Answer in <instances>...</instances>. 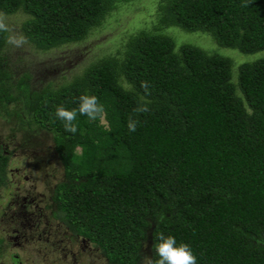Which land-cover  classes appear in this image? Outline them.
<instances>
[{"label":"trees","instance_id":"16d2710c","mask_svg":"<svg viewBox=\"0 0 264 264\" xmlns=\"http://www.w3.org/2000/svg\"><path fill=\"white\" fill-rule=\"evenodd\" d=\"M134 1L0 0V12L24 13L22 35L46 51L83 40ZM191 34L220 51L189 43ZM7 36L0 107L20 103L23 126L51 133L62 169L51 198L69 232L109 264H138L147 239L155 259L158 233L188 244L197 264H264V53L236 66L223 53L264 50V0H155L152 19L117 54L55 86L33 88L27 73L11 79ZM142 81L149 111L134 113ZM85 94L104 111L78 115L77 132H66L55 110L78 108ZM8 158L0 150V186Z\"/></svg>","mask_w":264,"mask_h":264},{"label":"rangeland","instance_id":"374dc122","mask_svg":"<svg viewBox=\"0 0 264 264\" xmlns=\"http://www.w3.org/2000/svg\"><path fill=\"white\" fill-rule=\"evenodd\" d=\"M154 1L135 0L120 5L83 40L46 51L35 49L28 41L15 47L6 40L3 53L11 79L27 73L33 88L55 86L90 63L117 54L126 36L152 19ZM3 16L13 33L22 34L24 13L17 11ZM190 36H185L193 39L189 43L221 49L202 34ZM227 49L223 53L231 57L235 66L264 53L262 50L240 55ZM24 120L20 103L0 107V150L9 157L7 183L0 186V264H109L97 245L72 234L56 218L51 196L62 178V169L51 133L32 125L27 128L22 124ZM149 247V240H144L138 264H144L145 256L150 257ZM13 254L17 261L12 263Z\"/></svg>","mask_w":264,"mask_h":264},{"label":"clouds","instance_id":"9594fccd","mask_svg":"<svg viewBox=\"0 0 264 264\" xmlns=\"http://www.w3.org/2000/svg\"><path fill=\"white\" fill-rule=\"evenodd\" d=\"M0 32L9 33L6 37L7 43L15 47H20L27 42L26 37L22 34L12 32L3 14H0ZM141 87L144 89L145 95L138 96L137 107L133 109L134 113L149 111L148 105L150 101L146 99L150 95L148 82L142 81ZM103 111V105L100 104L96 96L85 94L79 97L78 108L68 109L62 105L58 106L55 110V116L64 122L66 132L76 133L78 126L75 121L78 115L86 116L89 120H95ZM138 123V119H133L132 116H129L128 130L135 132ZM159 219L163 221L165 219L164 215L162 214ZM156 240L159 241L154 245L156 258L145 256L144 264H197V258L188 244L180 243L177 245L174 236L168 235L165 237L163 233H158Z\"/></svg>","mask_w":264,"mask_h":264},{"label":"flooded vegetation","instance_id":"af4514ba","mask_svg":"<svg viewBox=\"0 0 264 264\" xmlns=\"http://www.w3.org/2000/svg\"><path fill=\"white\" fill-rule=\"evenodd\" d=\"M0 242H1V240H0ZM14 261H17V257H16L15 254H13V255L11 256V262L13 263Z\"/></svg>","mask_w":264,"mask_h":264}]
</instances>
